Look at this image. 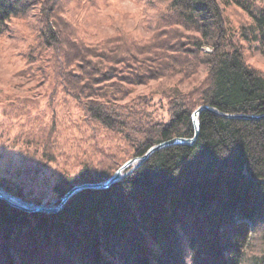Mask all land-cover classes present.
Returning a JSON list of instances; mask_svg holds the SVG:
<instances>
[{"label":"trees","instance_id":"16d2710c","mask_svg":"<svg viewBox=\"0 0 264 264\" xmlns=\"http://www.w3.org/2000/svg\"><path fill=\"white\" fill-rule=\"evenodd\" d=\"M153 1L158 16L149 41L124 35L102 45L71 39L62 42L71 50H62L54 18L62 17L65 31L69 21L56 7L61 0H0V37L13 21L37 10L40 38L52 50L40 77L73 98L85 122L120 136L132 152L103 161L84 157L77 169L62 170L53 185L42 182L50 176H41L39 163L56 158L43 152L39 163L30 158L11 165L9 179L0 172V187L49 204L74 185L107 179L154 144L191 137V115L200 105L264 113V70L246 58L247 50L264 53V3ZM232 7L244 13L239 23L232 24ZM158 79L177 86L161 92L170 120L151 123L146 109L152 99L132 96L133 87ZM188 81L197 83L182 90L179 85ZM47 140L44 149L53 151L50 134ZM253 179H264V118L204 111L194 145L159 150L108 189L77 193L58 213H26L0 199V264H264V183ZM254 231L261 246L247 251Z\"/></svg>","mask_w":264,"mask_h":264},{"label":"rangeland","instance_id":"374dc122","mask_svg":"<svg viewBox=\"0 0 264 264\" xmlns=\"http://www.w3.org/2000/svg\"><path fill=\"white\" fill-rule=\"evenodd\" d=\"M259 2L264 3V0ZM111 3L112 0H61L56 7L62 10L60 15L69 22L65 31L61 25L62 17L57 15L54 18L58 31L62 33L59 37L61 42L57 41L60 49L71 50L68 45L62 44L71 39H78L84 44L101 45L120 35L136 42L151 39L158 16V6L153 0H136L144 8L140 20L131 31L116 16L105 14L104 10ZM258 6L257 3L254 8ZM228 12L232 16V24L243 19L244 13L238 8L232 7ZM40 28V16L35 10L30 17L13 21L11 31L0 37V172L9 179L6 170L11 165L27 162L30 158H36L39 163L42 153L48 151L54 154L56 162L44 165L43 160L42 165L39 163L40 174L49 175L50 180L42 182L53 185L62 170L77 169L84 157L92 156L93 160L103 161L107 156L112 158L111 154L121 157L132 152L130 146L125 147L120 136L88 120L85 122L84 111L77 102L53 91L51 80L40 77L39 74L49 65L48 58L52 59L51 48L45 44L44 38H40ZM246 58L250 64L264 70L262 51L250 53L247 50ZM52 66L56 70L54 62ZM201 71L199 79H203L206 72ZM196 83L188 81L179 87L186 90ZM176 84L174 80L168 83L165 79H158L133 87L132 96L148 94L152 99L146 109L148 122L170 120L169 102L161 92ZM50 97L53 98L51 104ZM49 134L54 143L53 151L43 146L47 144ZM255 234L254 231L251 235L254 238L249 242L247 251L251 247L261 246L256 242Z\"/></svg>","mask_w":264,"mask_h":264},{"label":"water","instance_id":"95a60500","mask_svg":"<svg viewBox=\"0 0 264 264\" xmlns=\"http://www.w3.org/2000/svg\"><path fill=\"white\" fill-rule=\"evenodd\" d=\"M204 111H210L215 115L230 119L264 118V113L255 114V115L243 114V113H226L220 111L219 109L213 106L200 105L193 111L191 115L192 126H193V135L191 137H173L171 139L164 140L160 143L154 144L151 147H149L142 155H138L127 160L110 177H108L105 180L74 185L58 201H54L49 204H37L31 201H27L21 198L20 196L7 191L3 187H0V199L5 201L10 206L17 208L20 211L26 213H45V214L58 213L65 208L68 201L77 193L86 189H92V190L108 189L113 184L124 179L135 169L139 168L155 152L174 145H189V146L194 145L197 142L200 135V116ZM253 181L264 183V179H253Z\"/></svg>","mask_w":264,"mask_h":264},{"label":"clouds","instance_id":"9594fccd","mask_svg":"<svg viewBox=\"0 0 264 264\" xmlns=\"http://www.w3.org/2000/svg\"><path fill=\"white\" fill-rule=\"evenodd\" d=\"M143 8L144 5L137 4L136 0H112L111 6L104 11L105 14L111 13L116 16L131 31L132 27L140 20ZM125 17H127L126 20ZM186 264H190V259Z\"/></svg>","mask_w":264,"mask_h":264}]
</instances>
